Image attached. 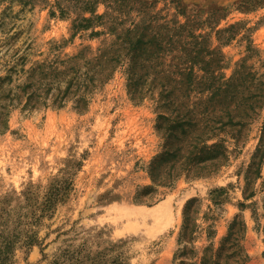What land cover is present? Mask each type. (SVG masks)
<instances>
[{"label":"rangeland","instance_id":"374dc122","mask_svg":"<svg viewBox=\"0 0 264 264\" xmlns=\"http://www.w3.org/2000/svg\"><path fill=\"white\" fill-rule=\"evenodd\" d=\"M56 1L0 0V93L37 81L46 103L30 111L23 101L0 129V251L12 246L0 264H264V159L253 166L264 103L238 127L210 134L215 101L201 94L231 84L237 115L264 90V0H103L96 14L113 20L82 31L73 29L81 12L70 7L62 17L50 8ZM110 20L119 31L161 26L157 35L172 50L152 71L170 75L162 83L171 89L192 83L191 97L175 95L166 110L158 87L134 101L127 61L91 91L66 93L71 78L99 69L94 59L115 40ZM193 43L201 54L187 76ZM187 110L200 120L193 134L204 135L192 155L171 124L159 129V115L172 122ZM200 151L217 160L196 165ZM171 167V186H156L153 176ZM148 189L157 192L142 203ZM157 215L159 228L145 219Z\"/></svg>","mask_w":264,"mask_h":264},{"label":"trees","instance_id":"16d2710c","mask_svg":"<svg viewBox=\"0 0 264 264\" xmlns=\"http://www.w3.org/2000/svg\"><path fill=\"white\" fill-rule=\"evenodd\" d=\"M10 1L18 2L20 5H23V7L34 6L38 3L45 2V0ZM102 1L103 0H57L55 4L50 8H56L57 12H60V15L62 17H65L70 12V7L79 10L81 12V15L78 16L77 20L74 22L73 29L76 31H82L89 29L92 26V23H94L95 21L99 23L102 22L105 18H110L111 20H113L111 14L106 13L101 16L96 14L97 7ZM117 3L118 2L115 1L113 5ZM109 8L113 10L112 5H110ZM57 12L52 11L50 15L55 17ZM86 14H90V17L87 18L85 16ZM152 22L148 25H146L145 23H132L131 26L127 29L119 31V29L113 25V21H111L109 31L115 34V40L108 49L104 50V52H101L100 55L94 59V61L96 62V66L99 67V69L97 70L96 68H94V70H92V73L85 74L86 76L83 80L77 79L75 82L74 79L71 78L66 93L71 94V92H74V94H76L81 88H84L83 94L91 91V89L94 88L97 83L108 80L117 65L125 63L127 61L130 65L128 68V93L134 101H140L148 95L155 93L158 87L160 90V95L162 96V99H164V107L166 108V110L167 107L172 104V100H174L175 95L183 96L189 99L192 92L194 91L192 83L181 82L180 87H178L174 83V86H172L171 89L169 88L172 83V81L170 80V75H166V72H163V75H161V73H154L152 71L154 67H157L155 66V61L164 60L165 57L171 54L172 50L171 46L167 47L169 43L172 42V40L169 39L168 41H164L160 39L157 35V30L155 29H159L162 27L154 26ZM103 24L106 23L103 22ZM177 28L179 30L181 29V27L179 26L172 28L166 27L164 29L176 30ZM185 30L186 26L183 28V31ZM193 45V48L184 47L188 52V62H191L192 64L191 67H186L185 69L186 71L189 70V74H187V76L194 74L193 71L195 62L191 61L193 54H195L194 58L196 59L200 56L198 54H201L196 48L197 44L193 43ZM159 65H162V63H159ZM136 67L140 68V74L137 73ZM163 80L171 81L168 87L166 86L167 84L162 83ZM230 85L231 84L218 86L208 85L201 91V94L209 91L211 93V96L208 97V99H210L211 102L215 101V111L213 118L211 119V121H208L205 127L207 133L213 134L216 131H222L227 128H232V126L238 127L239 125H241L244 118H251V116L256 113L257 109H261L264 103V100L261 101V99L264 98V96H261L262 93H264V90L254 91L253 94H250L249 98L247 99L246 106H244L243 108V112L241 114L237 113V115H232V92L229 88ZM40 86L41 84L39 82L33 81L26 85L18 86L15 90L9 89L8 91L0 93V129L6 127L10 109L19 106L23 101L24 109L30 111L39 109L41 105H46V103H44L45 100L42 99ZM222 86H226V88L222 89ZM74 88L75 91H73ZM60 93L61 91L59 92V94ZM54 100L57 101L59 99L56 98ZM81 103L86 104V100L82 98L79 101V104ZM217 108L219 109L217 110ZM158 119L160 121V131H162L161 128H164L162 124L163 122L171 124V130L175 132L178 131L181 139L188 138L189 141L192 142L190 144L191 147H193V144L200 142L202 140V137L204 136L202 133L193 134V130L197 127L200 120H197L195 115L189 110H187L183 114L177 113V115L174 117V121L172 122L170 118H166L163 115H159ZM170 136L171 135H168V138ZM262 147L264 148V128L262 130V138L259 149L254 156L253 166L259 165L264 159ZM197 150V147L194 146L193 152H191L190 155H192ZM260 154L261 157H259ZM258 157L259 159H257ZM215 160H217V157L211 155L210 153L208 155L204 154L203 151H200L199 155H197L194 159V161H196V165H203L202 168H205L204 166H207L206 164H208L209 162L212 163ZM257 161H260V163L258 164ZM189 162L193 163L192 161ZM173 172L174 167H171L168 176H166L168 173H165L162 178L158 179L157 176L154 175L153 180L156 186L170 187V180H174L175 178L172 176ZM174 174L176 176L178 173ZM192 174H194L193 171H187V177H191ZM147 191V195L144 197L145 200H141L142 203L153 200L154 195L157 192L154 189H148ZM196 202V200H192L189 201L186 205V231H188L189 224L191 222L190 215L192 214V210ZM3 248L4 253L3 251H0V255L6 258L8 251L10 252L12 250V246L9 244H5V247Z\"/></svg>","mask_w":264,"mask_h":264},{"label":"bare ground","instance_id":"6f19581e","mask_svg":"<svg viewBox=\"0 0 264 264\" xmlns=\"http://www.w3.org/2000/svg\"><path fill=\"white\" fill-rule=\"evenodd\" d=\"M148 218H151L155 222V224L158 226V228L161 227L163 224H165L163 223L164 221L161 219L160 215L159 216L157 215L155 217L147 216L145 219L147 220Z\"/></svg>","mask_w":264,"mask_h":264}]
</instances>
